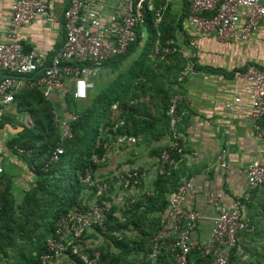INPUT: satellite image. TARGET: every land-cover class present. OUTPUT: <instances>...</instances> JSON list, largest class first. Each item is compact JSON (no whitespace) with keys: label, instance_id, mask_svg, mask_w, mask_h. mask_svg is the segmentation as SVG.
Segmentation results:
<instances>
[{"label":"built area","instance_id":"built-area-1","mask_svg":"<svg viewBox=\"0 0 264 264\" xmlns=\"http://www.w3.org/2000/svg\"><path fill=\"white\" fill-rule=\"evenodd\" d=\"M185 1L188 6L186 19L193 29L201 35H214L220 41H247L264 23L262 0ZM167 8L166 4L155 6L147 0H70L64 12V43L53 55L51 64L40 74L38 54L34 50L25 51L20 30L45 15L46 5L43 0H17L11 10L10 32L0 40V105H12L15 94L25 86L38 89L49 100L52 94L64 95L69 80H73V90H70L74 98L87 99L90 90L95 88L93 79L99 77L105 65L125 55L136 44L138 33L147 26V13H151L155 24L159 25L165 19ZM177 51L173 40H168L166 46L157 42L151 59H164ZM32 75L39 76L29 78L27 84L20 79ZM234 78L246 79L253 85L248 119L262 137L264 133L260 122L264 119V66L252 64L244 71H235ZM239 101L237 98L234 100L235 103ZM183 103L184 95L180 92L170 100L167 111L169 142L158 158V176L170 175L176 156L185 152L179 131L184 121V113L180 111ZM226 107L232 110L233 103H228ZM56 123L63 139L72 137L69 120L57 118ZM62 153V149L58 148L53 160L56 161ZM227 154L228 151L222 149L217 156V162L224 172L230 169ZM93 160L97 164L104 161L97 155L93 156ZM146 176L145 172L128 171L119 180L124 189H131L141 185ZM82 181L97 191L91 207L85 212L76 209V212L62 219L57 237L47 241V252L41 257V264H57L63 258L76 256L83 264H99V251L92 257L83 252L87 247L83 236L95 229H104L106 214L112 208L107 197H111L113 181L109 178L96 180L91 170L87 171ZM247 183L249 189L264 183L263 162L254 160L248 165ZM193 190V181H184L169 199L160 231L152 242L151 257L156 259L165 248L177 264H192L189 255L197 249L202 255H212L211 264H230V254L237 245L238 233L248 227L246 207L237 199L228 208L221 192L208 193L206 203L213 209L215 218L209 238L201 241L196 236L201 215L187 205L188 195ZM101 197L102 200H99Z\"/></svg>","mask_w":264,"mask_h":264},{"label":"trees","instance_id":"trees-1","mask_svg":"<svg viewBox=\"0 0 264 264\" xmlns=\"http://www.w3.org/2000/svg\"><path fill=\"white\" fill-rule=\"evenodd\" d=\"M145 29L150 36L147 35L139 58L126 71L120 72L102 89L96 83L85 100L75 99L71 90L64 94L65 118L70 123L71 138L63 139L61 135L52 99H45L38 89L26 88L15 94L14 105L19 112L29 114L33 126L25 127L20 134L8 140L7 146L20 151L27 159L35 181L21 202L15 199L10 183L0 190L1 264H41V257L47 252V241L57 237L62 219L76 209L85 212L91 207L90 202L97 191L83 183L82 179L88 170L92 171L94 179L100 176L98 171L102 163H95L93 156L97 155L104 163L109 147L120 135L130 137L135 125L148 128L147 121L142 122L143 117H149L145 105L132 102L147 95L158 98L160 113L167 126L170 100L179 92L175 85L180 81L186 62L176 52L164 59L158 58L155 66L150 54L156 42L166 46L168 40H175L177 27L169 25L165 19L156 25L148 12ZM141 36L142 33H138L136 44L125 55L105 66L118 67L121 60L138 50ZM34 76L39 75L30 78ZM115 104L120 105V113L114 120L112 108ZM3 118L14 121L11 114ZM119 120L123 121V126H120ZM260 125L264 133V119ZM58 148L63 153L54 161ZM3 184L1 179L0 186ZM179 186L172 171L170 175L157 176L152 193L140 194L135 201L128 199L123 211L112 205L106 214L104 229H95L83 236V241L91 236L103 238L106 243L97 247L87 246L83 252L92 257L99 251V264H177L165 248L156 259L151 256L152 242L160 231L162 216L168 208L167 194L176 192ZM129 190L126 189L127 192ZM107 198L111 201V197ZM238 199L246 207L245 217L249 223L247 229L238 233L237 245L230 254L229 263L264 264V183L255 189H248ZM118 211L122 213L120 216ZM189 259L192 264H211L213 261L211 254L202 255L197 249L191 252ZM71 260L75 264H83L77 256Z\"/></svg>","mask_w":264,"mask_h":264},{"label":"crops","instance_id":"crops-1","mask_svg":"<svg viewBox=\"0 0 264 264\" xmlns=\"http://www.w3.org/2000/svg\"><path fill=\"white\" fill-rule=\"evenodd\" d=\"M16 1L0 0V40L5 39L10 32L11 10ZM43 1L46 14L20 30L25 51L34 50L38 54L40 74L51 64L53 55L64 43V12L70 0ZM147 2L155 6L167 5L165 21L177 27L176 39L173 41L177 52L186 62L180 81L175 85L184 95V103L180 108L184 113V121L180 124L179 131L185 152L176 157L172 171L175 172L179 185L187 180L193 181L194 190L188 195L187 205L200 213L201 220L196 236L201 241H207L215 218L213 209L206 203L208 193L221 192L224 204L231 208L233 202L249 189L248 165L254 160L264 163V135L260 137L248 119L253 85L246 79L234 78L235 71H242L252 64L264 66V23L247 41L225 42L214 35L198 34L193 29L186 19L188 6L185 0ZM262 2L264 3V0ZM184 22L187 26H184ZM108 71L111 74L112 70L107 66L102 69V78L110 76ZM29 78L20 77L24 84H27ZM66 87V91L73 90V80H69ZM26 88L25 86L21 90ZM52 96L55 112L57 107H66L65 101L61 102L64 95ZM236 98L240 99L237 103L234 102ZM133 103L145 105V112L149 117H143L142 122L146 120L148 128L143 129L135 125L132 129L133 135H120L109 147L105 162L98 171L103 179L109 178L113 181L111 197L118 199L115 202L121 211L127 203L122 206L123 196L127 191L120 184V176L128 171L146 173L142 184L129 190L133 201L138 199L140 194L152 193L154 181L158 176V157L169 142V119L166 126V121L160 113V100L147 95L141 96ZM228 103H233L232 110L226 107ZM14 104L0 105V167L3 169L0 178L4 183L0 190L10 183V190L15 199L21 202L26 191L34 183L35 176L27 159L20 151L8 148L7 141L20 134L25 127L31 128L33 122L27 112H19ZM115 105L117 108L113 109L116 110L117 118L120 105ZM7 114L13 115V122L4 120L3 117ZM63 116L57 117L59 120L66 119L65 113ZM119 124L124 125L122 120H119ZM222 149L228 151V172H224L217 162V156ZM174 193L169 192L167 198L170 199ZM117 214L120 216L122 213L118 211ZM89 239L95 240L91 236Z\"/></svg>","mask_w":264,"mask_h":264},{"label":"rangeland","instance_id":"rangeland-1","mask_svg":"<svg viewBox=\"0 0 264 264\" xmlns=\"http://www.w3.org/2000/svg\"><path fill=\"white\" fill-rule=\"evenodd\" d=\"M184 24V26L186 25L187 26V24H186V22H184L183 23ZM142 33V36L140 37V39H141V43H140V45H139V48H138V50L136 51V52H132L129 56H127L126 57V59H124V61L123 62H121V63H119L118 64V67L117 66H115V67H113V66H109L108 68H109V70H112V72H111V74H110V72L108 73V74H110V76L108 77V78H106V77H103L102 78V71L100 72V75H99V78H94L93 80H94V82H95V84L97 83V85L99 86V88H104V87H106L107 86V84H108V82H110V81H112L113 79H115L116 77H117V75L120 73V72H124V71H126L134 62H135V59L136 58H138L139 56H140V54L142 53V50H143V47H144V45H145V43H146V41H147V37H145V34H147V35H149L148 34V32H147V30L146 29H143V30H141L140 32H139V34H141ZM150 36V35H149ZM156 45H157V42H156ZM155 48H156V46H155ZM155 48H154V51H155ZM177 48V47H176ZM153 53V52H152ZM151 53V54H152ZM151 54H150V59H151ZM152 60V59H151ZM154 63H155V66H156V63H157V59H155V60H152ZM114 70H117V71H114ZM118 72V73H117ZM158 73H160V72H158ZM95 89V88H94ZM63 100H64V98L62 97L61 98V102H63ZM67 108L66 107H57V109H56V114H57V116L58 117H61V116H63L64 115V113H66L67 111ZM112 111L114 112L113 113V115H112V119H114L115 120V118H116V116H115V111L116 110H114L113 108H112ZM64 117V116H63ZM32 126V125H31ZM98 175V174H97ZM96 180H99V181H101L102 180V175H100V176H98V177H96ZM126 191V190H125ZM127 194H125L124 196H123V203H122V206L128 201V199H130V198H132V196H131V192H126ZM92 201H93V199L91 200V202H90V204L92 203ZM115 201H118V199H116V198H114L113 199V197H111V204L112 205H116L117 204V202H115ZM130 203H131V201H130ZM119 205V204H118ZM119 208V207H118ZM87 240H88V238H87ZM106 242H105V240L103 239V238H101V239H95V240H88L87 241V244L89 245V247H97V246H99V245H103V244H105ZM93 245V246H92ZM1 264V263H0ZM57 264H75L74 262H72V260L70 259V258H63L62 260H60L59 262H57Z\"/></svg>","mask_w":264,"mask_h":264}]
</instances>
